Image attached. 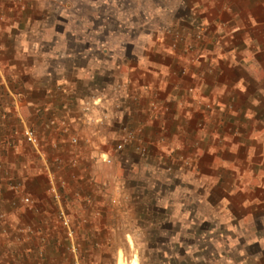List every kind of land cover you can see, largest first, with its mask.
Here are the masks:
<instances>
[{
	"label": "rangeland",
	"instance_id": "obj_1",
	"mask_svg": "<svg viewBox=\"0 0 264 264\" xmlns=\"http://www.w3.org/2000/svg\"><path fill=\"white\" fill-rule=\"evenodd\" d=\"M2 1L0 25L7 28L0 32L7 34L0 47L34 50L52 75L65 79L52 88L58 115H78L84 106L99 118L101 147L91 176L112 198L102 208L113 228L78 231V263L119 264L121 253L122 264H264V198L258 199L264 195V129L240 128L237 142L224 133L227 123H236L234 115H198L188 127L171 129L165 128L170 115H145L139 123V115H112L140 66L151 71L181 46L190 53L202 35L176 40V27L148 22L150 10L138 0ZM144 75L149 81V72ZM0 94L8 107L1 114L14 115L12 95L2 88ZM127 131L141 142L117 151ZM139 144L147 148L144 155ZM105 150L111 162L104 161ZM8 228L0 227V259L13 264Z\"/></svg>",
	"mask_w": 264,
	"mask_h": 264
},
{
	"label": "crops",
	"instance_id": "obj_2",
	"mask_svg": "<svg viewBox=\"0 0 264 264\" xmlns=\"http://www.w3.org/2000/svg\"><path fill=\"white\" fill-rule=\"evenodd\" d=\"M138 1L139 7L150 10L144 12L148 22L175 26L183 40L194 42L196 35L202 37L190 53H183L181 46L151 71L140 66L133 89L123 90L122 105L111 114L139 115L138 123L146 120L145 115H170L166 129L188 127L198 115H234L236 123L224 126V133L233 140L244 132L240 128L250 124L255 126L252 131L256 127L255 131L263 130L264 0ZM3 4L0 0V6ZM6 28L0 25V30ZM5 34L0 32V37ZM8 49L0 47V89L12 95L14 115L1 114L8 107L0 94V213L6 216L0 219V227L8 225L14 235L10 261L76 264L78 251L68 250L66 233L57 219L60 209L73 219L77 246L83 242L78 240V231L97 233L113 228L109 212L102 208L112 198L92 178L94 154L101 147L99 118L84 112V106L78 115H58L59 98L52 88L65 79L52 75L50 64L36 60L34 50L8 53ZM145 71L149 81L144 79ZM134 98L136 102H132ZM112 99L115 108L118 103ZM50 109L54 115L48 114ZM25 127L38 132L40 146L25 141ZM102 153L113 158L109 150ZM23 196H29L32 203H24ZM259 197L262 202L264 195ZM27 226L33 234L21 233L20 228ZM6 262L1 257L0 264Z\"/></svg>",
	"mask_w": 264,
	"mask_h": 264
},
{
	"label": "built area",
	"instance_id": "obj_3",
	"mask_svg": "<svg viewBox=\"0 0 264 264\" xmlns=\"http://www.w3.org/2000/svg\"><path fill=\"white\" fill-rule=\"evenodd\" d=\"M175 34V39L176 40H183V37L181 36L180 33H174ZM22 135L25 139L26 142L33 146H40V137L38 135V132L32 128V127H25L22 131ZM77 141V138H74V142ZM141 139L139 137V134L136 133L135 131H127L125 134V137L121 143H119L116 146L117 151H121L125 148V146L128 144H137L140 143ZM138 150L144 155L147 152L146 147H142V144L137 145ZM103 159L104 161L111 162V157L108 154H103ZM53 191L56 194L57 197H60V193L56 187H53ZM23 202L26 204H31L32 199L29 196H23ZM0 219H5L4 214H0ZM57 219L59 220L62 228L64 229L66 233V237L68 239V250L71 251L72 253H77L78 251V246L76 243V238H77V231H76V226L73 222V219L66 213L64 209H60ZM21 233L26 234V235H31L33 234V229L31 226L27 227H21L20 228ZM76 264H79L78 261Z\"/></svg>",
	"mask_w": 264,
	"mask_h": 264
},
{
	"label": "bare ground",
	"instance_id": "obj_4",
	"mask_svg": "<svg viewBox=\"0 0 264 264\" xmlns=\"http://www.w3.org/2000/svg\"><path fill=\"white\" fill-rule=\"evenodd\" d=\"M118 263H119V264H122V263H123V258H122V254H121V253H120V256H119ZM132 264H138V260H137V259H134V260L132 261Z\"/></svg>",
	"mask_w": 264,
	"mask_h": 264
}]
</instances>
